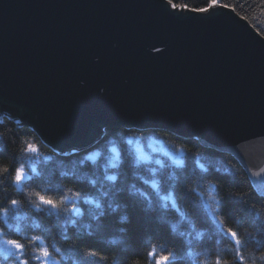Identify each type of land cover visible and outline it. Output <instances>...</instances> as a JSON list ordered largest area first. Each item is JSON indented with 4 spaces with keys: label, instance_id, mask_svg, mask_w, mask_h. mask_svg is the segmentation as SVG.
<instances>
[{
    "label": "water",
    "instance_id": "water-1",
    "mask_svg": "<svg viewBox=\"0 0 264 264\" xmlns=\"http://www.w3.org/2000/svg\"><path fill=\"white\" fill-rule=\"evenodd\" d=\"M56 150L164 128L264 166V37L166 0H0V115ZM264 194V191H261Z\"/></svg>",
    "mask_w": 264,
    "mask_h": 264
},
{
    "label": "trees",
    "instance_id": "trees-1",
    "mask_svg": "<svg viewBox=\"0 0 264 264\" xmlns=\"http://www.w3.org/2000/svg\"><path fill=\"white\" fill-rule=\"evenodd\" d=\"M212 2L172 0L170 6L174 4L177 8L200 11L208 9ZM215 6L233 10L264 37V0H217ZM147 138L158 140L165 149V152H149L153 154V160L157 158L161 164L136 163V153L130 140ZM29 144L38 146L39 151L25 152ZM110 148L114 150V156ZM0 153V168L13 167L11 173L0 172V201L16 199L18 202L15 208L0 204V229L9 233L0 239H16L24 243L25 258L30 259V264H39L38 260L30 257L38 256L41 247H48L51 252L50 261L53 263L49 264L58 260L60 264H73V261L80 264L85 260L81 253L94 254L86 258V264H154L147 253L155 246L159 255L161 242L165 244L167 253L175 251V264H192V260L187 258L188 253L196 258L203 247L210 248L213 256L200 255L197 264H214L216 256L221 258L222 264H234L236 248L218 233V222H222L225 229L237 230L242 240L247 239L240 249L244 264H264V194L257 191L243 165L231 153L205 145L198 138L183 137L164 128L106 126L86 147L56 150L43 142L31 126L22 124L12 114H2ZM174 158H178L183 166L178 167ZM112 164L116 167L112 168ZM21 165L25 169H37L42 178L17 186L14 169ZM105 172L109 175L118 173L116 187L124 189L123 192L110 190L112 182L102 180ZM49 177L62 189L46 193L54 199L71 195L67 190L72 189L78 193H90L88 198L104 205L110 200L122 203L133 193H144L145 196L136 198L143 201L141 207L145 209L151 202V222L145 220L141 208H135L130 209L132 223L127 226V233L121 230L123 225L117 224L114 218L108 219L106 226L98 230L97 222L92 221L95 205L84 204L82 197L79 206L84 216L77 226L66 225L63 217L57 218L47 210L37 211L35 198L29 195L48 188ZM93 180H101L103 189L100 184L91 187ZM144 180L149 184L145 185ZM152 181L163 187L161 195H166L168 190L173 191L175 207L171 201L158 199L151 188ZM186 188L192 192L185 191ZM100 191L109 192L108 197L101 198ZM245 193L248 195L240 198ZM62 207L73 205L64 204ZM5 208L7 220L3 215ZM161 217L165 222H160ZM36 225L39 227H34ZM173 225L176 226L174 233ZM90 231L91 235L88 234ZM200 233H203V243L197 239ZM33 236L41 237L43 243L35 241L28 244ZM54 248H60L65 254L74 249L77 254L72 260H63ZM12 263L11 259L5 260V264Z\"/></svg>",
    "mask_w": 264,
    "mask_h": 264
},
{
    "label": "snow or ice",
    "instance_id": "snow-or-ice-1",
    "mask_svg": "<svg viewBox=\"0 0 264 264\" xmlns=\"http://www.w3.org/2000/svg\"><path fill=\"white\" fill-rule=\"evenodd\" d=\"M169 4H172V0H168ZM217 3V0H213L212 4L209 5V7L214 6ZM173 7H177V5H172ZM227 7V5H224ZM180 7H184L183 5H180ZM200 11H207V9H200ZM39 151L38 146L29 144L25 148V152L28 153H37ZM2 154V153H0ZM88 158V157H86ZM148 158L145 156H139L137 159V164H139L141 161H146ZM174 162L178 167H182V162L178 158H174ZM157 164H161V161L157 160ZM112 168H115L116 165L112 164ZM201 169L204 171H207V169H204L203 165H200ZM13 171L12 165H9L5 168H0V172L3 173H11ZM153 173L155 170H151ZM249 175L258 182L259 187L257 188L258 192L264 191V166L259 167L258 170H253L251 167L248 168ZM62 174V178H63ZM41 174L37 172V169H25L23 165L20 167H16L14 169V183L19 186L25 181H32L33 179H41ZM49 179V186L48 188L44 189L43 192L41 191H35L34 193H30L29 195L34 196L35 198V207L37 211H49L50 214H54L57 218L63 217L65 224L71 223L73 226H77L80 223V218L84 216V213L81 211L80 203L81 198L84 197L83 203L84 204H94L95 205V214L92 216V221L97 222V229L103 228L106 226V221L110 218H114L116 220L117 224L123 225L122 231L124 233L128 232L127 226L132 223V215L130 209L135 208H141V211L144 213V218L147 222H151V215L149 212V209L152 208L151 202H149L148 208H142L141 205L143 204V201L138 200L137 196H145L144 193H133L132 196L129 197L128 200L121 202L116 201H108L106 204L102 205L100 202L94 199L88 198L91 194L90 193H84V192H75L72 189H68L67 191L71 193V195H62L60 199H54L52 196L47 195L46 193L50 192H60L62 191L60 185L58 183H52L51 177ZM118 179V173L117 174H105L102 177V180L112 182L111 191L115 193H121L124 191L122 188L116 187V181ZM235 179V178H233ZM97 184H100L101 189H103V184L101 183V180H93L91 181V187L95 188ZM144 184H149L148 180H144ZM151 188L155 190L156 196L161 201H171L173 206H176V199H173V191L168 190L166 195H161V192L164 191L161 184L157 181L151 182ZM23 191V189H21ZM99 191V190H98ZM185 191L191 193L192 189L186 188ZM109 192L100 191L101 198L108 197ZM197 195H200L197 193ZM230 195H235L234 193H231ZM248 194H243L240 198L243 199L244 196H247ZM145 199H148V197H145ZM178 199V197H177ZM0 204H7L10 207L15 208L18 204L16 199H11L10 201H0ZM64 204H72L73 207L66 208L62 207ZM166 207V205H164ZM3 215L5 216V219L7 220V209L5 208ZM12 219H20V217H13ZM215 219V217H214ZM160 222L163 223L164 218H160ZM11 225H8V228L11 229ZM34 227H39L38 225ZM91 227V225H89ZM176 231V226H172V232L174 233ZM218 233L226 238L229 239L236 248V253L234 257V264H244V256L242 255L240 249L246 244L247 239L242 240L238 236V231L233 230L232 228L225 229L223 227L222 222H218L217 226ZM9 234L4 229H0V237H3L5 235ZM91 235V231L88 233ZM180 235H183L181 232ZM203 233H200L197 237V239L201 240V243H203ZM35 241H43L41 240V237L39 236H33L31 240L28 241V244H31ZM112 243H116V241H113ZM259 243V242H258ZM26 245L22 243L19 240L16 239H0V264H5L6 259H11L13 264H30V259H26L25 256L27 255L25 252ZM54 251L60 255L61 259L63 260H72L73 255L77 254L74 249H70L69 253L65 254L61 251L60 248H54ZM167 248L163 242L160 243V254L157 255L155 246L152 247V249L147 253V256L150 260L154 261V264H175V261L177 260V255L175 251L172 253H167ZM83 257H85V260H82L80 264H86V258L88 256L94 255L92 253H81ZM200 255H204L206 257H212L213 253L210 248L203 247L200 252L196 254V258H193V254L191 252L188 253V259L192 260V264H197V259ZM31 259L38 260L39 264H48V262L52 259L51 252L48 247H41L39 249V255L38 256H31ZM102 259V258H101ZM55 264H60V261H56ZM73 264H77L76 261H73ZM214 264H222V260L219 256L214 257Z\"/></svg>",
    "mask_w": 264,
    "mask_h": 264
},
{
    "label": "rangeland",
    "instance_id": "rangeland-1",
    "mask_svg": "<svg viewBox=\"0 0 264 264\" xmlns=\"http://www.w3.org/2000/svg\"><path fill=\"white\" fill-rule=\"evenodd\" d=\"M2 114L4 113H1V115ZM130 141H132L131 146H132L134 153H136V161L139 156H145L148 158L146 161H141V163L156 164L157 158L153 160V154L149 152H153L154 150H161L162 152H165V149H163V146L161 145V143L158 140L153 139V138H147L142 141H139L137 139L130 140ZM110 150H112L113 156H114L115 154L114 150L112 148H110ZM113 156L112 158H114ZM49 263H53V262L49 261L48 264Z\"/></svg>",
    "mask_w": 264,
    "mask_h": 264
},
{
    "label": "bare ground",
    "instance_id": "bare-ground-1",
    "mask_svg": "<svg viewBox=\"0 0 264 264\" xmlns=\"http://www.w3.org/2000/svg\"><path fill=\"white\" fill-rule=\"evenodd\" d=\"M96 139H97V138H96ZM96 139H95V140H96ZM95 140H94V141H95ZM84 147H85V146H84ZM69 149H74V148H69Z\"/></svg>",
    "mask_w": 264,
    "mask_h": 264
}]
</instances>
